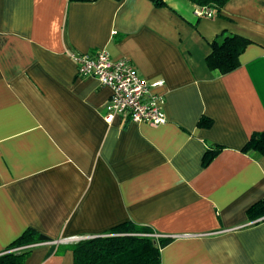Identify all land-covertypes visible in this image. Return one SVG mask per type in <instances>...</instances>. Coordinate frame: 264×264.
I'll use <instances>...</instances> for the list:
<instances>
[{"label": "crops", "instance_id": "obj_1", "mask_svg": "<svg viewBox=\"0 0 264 264\" xmlns=\"http://www.w3.org/2000/svg\"><path fill=\"white\" fill-rule=\"evenodd\" d=\"M164 1L0 0V252L33 227L53 241L25 264H73L69 244L134 221L174 238L162 264H264V216L247 215L264 154L242 150L264 131V0L213 17ZM221 33L250 40L227 74L206 61ZM99 49L162 81L165 124L106 121L111 89L70 56Z\"/></svg>", "mask_w": 264, "mask_h": 264}, {"label": "trees", "instance_id": "obj_2", "mask_svg": "<svg viewBox=\"0 0 264 264\" xmlns=\"http://www.w3.org/2000/svg\"><path fill=\"white\" fill-rule=\"evenodd\" d=\"M91 2L95 0H69ZM121 1V0H116ZM156 6H166L164 0H151ZM196 7H211L219 13L229 0H189ZM250 40L246 37L221 33L211 43V53L206 61L211 70L227 74L240 66V55ZM199 126L210 127L212 120L202 117ZM220 145H208L202 164L208 166L222 150ZM244 152L264 154V131H254L242 149ZM249 220L264 216V198L248 210ZM174 240L173 237L158 236L152 227L134 221H126L109 230L79 239L69 247L73 251V264H162L161 250ZM53 241L41 231L28 227L17 239L0 252V264H25L33 249L38 245ZM55 252L62 253L63 250Z\"/></svg>", "mask_w": 264, "mask_h": 264}, {"label": "built area", "instance_id": "obj_3", "mask_svg": "<svg viewBox=\"0 0 264 264\" xmlns=\"http://www.w3.org/2000/svg\"><path fill=\"white\" fill-rule=\"evenodd\" d=\"M199 17H213L211 7L196 8ZM82 77H96L103 86L111 89L104 118L111 123L119 115L125 120L159 126L167 122L164 97L156 93L162 81L142 77L128 57L113 59L110 53L99 49L94 53H71Z\"/></svg>", "mask_w": 264, "mask_h": 264}]
</instances>
